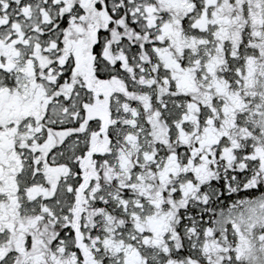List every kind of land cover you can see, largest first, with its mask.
<instances>
[{"label": "snow or ice", "instance_id": "6c2138e0", "mask_svg": "<svg viewBox=\"0 0 264 264\" xmlns=\"http://www.w3.org/2000/svg\"><path fill=\"white\" fill-rule=\"evenodd\" d=\"M0 264H264V0H0Z\"/></svg>", "mask_w": 264, "mask_h": 264}]
</instances>
